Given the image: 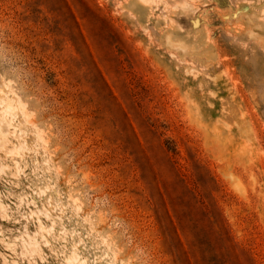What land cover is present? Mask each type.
Returning <instances> with one entry per match:
<instances>
[{"label": "rangeland", "instance_id": "rangeland-1", "mask_svg": "<svg viewBox=\"0 0 264 264\" xmlns=\"http://www.w3.org/2000/svg\"><path fill=\"white\" fill-rule=\"evenodd\" d=\"M0 264H264V0H0Z\"/></svg>", "mask_w": 264, "mask_h": 264}]
</instances>
